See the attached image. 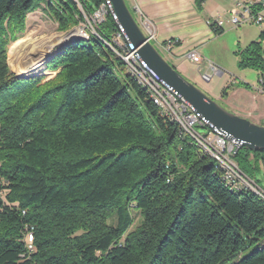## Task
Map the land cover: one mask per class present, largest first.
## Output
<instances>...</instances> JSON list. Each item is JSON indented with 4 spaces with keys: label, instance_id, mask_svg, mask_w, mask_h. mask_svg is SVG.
Wrapping results in <instances>:
<instances>
[{
    "label": "trees",
    "instance_id": "trees-1",
    "mask_svg": "<svg viewBox=\"0 0 264 264\" xmlns=\"http://www.w3.org/2000/svg\"><path fill=\"white\" fill-rule=\"evenodd\" d=\"M104 1L0 0V264L236 259L264 241V197L230 183L210 153L181 137L112 47L111 15L97 37L53 56V77L11 70L8 46L29 13L44 7L67 31ZM237 53L241 69L264 73V30ZM235 160L264 188V149L242 148ZM31 226L32 253L23 239ZM233 264H264V246Z\"/></svg>",
    "mask_w": 264,
    "mask_h": 264
},
{
    "label": "crops",
    "instance_id": "crops-1",
    "mask_svg": "<svg viewBox=\"0 0 264 264\" xmlns=\"http://www.w3.org/2000/svg\"><path fill=\"white\" fill-rule=\"evenodd\" d=\"M126 1L141 25L146 19L150 20L155 35L152 42L179 72L209 94L218 95L210 86L213 76L209 69L212 68L221 78L226 77L224 89L234 84L227 97H222L221 93L225 107L255 123L264 124V73L256 71V79L246 72L239 80L225 76L230 70L229 62L238 58V48L244 49L258 40L264 30V25L252 29L249 27L256 24L233 26L229 20L235 12L258 0ZM262 13L264 15V9ZM218 18L225 21L221 28L211 24ZM170 40L177 43L168 49L166 43ZM191 51H197L201 60L193 61L189 57ZM240 81L250 84L251 88L237 85Z\"/></svg>",
    "mask_w": 264,
    "mask_h": 264
},
{
    "label": "water",
    "instance_id": "water-1",
    "mask_svg": "<svg viewBox=\"0 0 264 264\" xmlns=\"http://www.w3.org/2000/svg\"><path fill=\"white\" fill-rule=\"evenodd\" d=\"M111 1L114 4V10L118 16V23L125 29L130 42L133 43L135 49L138 50L142 58L161 78L176 89L185 100L189 101L196 110L202 113V115H204L216 128L224 131L229 137L239 140L236 154L241 151L242 148H248L252 151L264 149V124L255 123L246 117L228 110L211 98L197 84L187 79L165 58L162 52L152 42L135 17L127 1ZM82 40L86 39L77 38L60 45L52 55L48 56L45 61H43L44 66H47L53 56L61 49L70 43ZM36 75L37 74L29 76V74H24L16 76L18 78H29Z\"/></svg>",
    "mask_w": 264,
    "mask_h": 264
},
{
    "label": "built area",
    "instance_id": "built-area-1",
    "mask_svg": "<svg viewBox=\"0 0 264 264\" xmlns=\"http://www.w3.org/2000/svg\"><path fill=\"white\" fill-rule=\"evenodd\" d=\"M259 6L261 7L260 10L257 9ZM263 9L264 0H258V2L255 4L244 6L242 11L235 12L231 16L229 21L233 26H241L244 24H263ZM108 15H111L117 23V30L113 34L111 40H113V42H116V44L127 45V48L130 49V54L133 55L134 61H136V69L134 70L152 75V78H154V81L156 83L155 93L165 92V97H170V100H172V107H176L177 109V115H184V119H188V123H190V125H194L195 130H197L198 133L204 136L205 142L213 145L212 155L226 156L230 159V161L239 166V164L235 160L236 150L239 146V140L229 137L224 131L216 128L204 115H202V113L198 112L189 101L185 100L176 89H174L169 83L161 78L160 75L149 66V64L142 58L138 50L135 49L133 43L130 42L125 29L118 23V16L114 10V4L111 0H105L100 8L91 15V22H98L100 26L106 20ZM211 24L215 28H221L225 24V21L218 18ZM141 26L146 31L151 40L155 38L153 29H151L150 20L146 19L145 21H143V24ZM87 28L88 27H86V29ZM176 43L177 41L170 40L166 43V47L170 49ZM189 57L193 61L201 60V57L197 51H191L189 53ZM225 175H227V177L235 178V173ZM236 184L244 187V184H242V182L238 181L237 179ZM255 184L257 183L255 182ZM23 239L27 245L28 251L30 253L34 252L35 245L33 226L26 228Z\"/></svg>",
    "mask_w": 264,
    "mask_h": 264
},
{
    "label": "rangeland",
    "instance_id": "rangeland-1",
    "mask_svg": "<svg viewBox=\"0 0 264 264\" xmlns=\"http://www.w3.org/2000/svg\"><path fill=\"white\" fill-rule=\"evenodd\" d=\"M43 8L44 7L36 10L35 12L28 14L25 30L23 32H18V38L15 41L11 42V44L8 46V63L10 65L11 70L16 75L29 74V76H30V75L37 74L36 76H39L41 74H46L47 78L53 77L56 72H53L50 69H47V67L48 66L53 67L54 62L50 61L47 64V66H44L43 61H45V59L48 56L52 55L60 46V45H58L59 39H60L59 36L67 35L69 32H71L70 30L76 26L84 27L85 25H89L88 22L85 20L84 22H81L79 25L73 26L72 28H70L67 31H62L59 29V24L55 20L50 18L45 13ZM261 25H264V23L260 24V25L256 24V25H253L252 27H249V28H252V29L257 28V27H261ZM86 31L88 33V36L83 37L86 40L89 39L90 35L92 37H97V35L93 31V28L90 25ZM23 42L24 43L27 42V43L25 44L24 47L21 48V51L18 54V59L20 60L18 63V67H20L22 70L21 72H19V71H17V68L15 67V65L13 63L11 64L9 54H10V50H11L12 45L15 44L16 47H18ZM49 44H54V47L50 50H47V46ZM242 50H243L242 48H240V49L238 48V51H242ZM42 51H48V52L47 53L45 52L44 54H42ZM239 60H240V58L238 55V58L231 60V62H229V69L230 70L225 73V76H230L236 80H239L240 75L243 72H246L248 74H252L253 76H255V79H256V75H255L256 70L250 69V68L241 69L239 67ZM116 73L121 78H123L124 74H125L118 67L116 68ZM209 73H210V75L213 76V80L210 83V86L212 87L213 90L217 91L219 94L216 95L213 92H211V94H209L208 92L204 91L200 86L199 87L204 92H206L211 98L216 100L221 105H224V107H225L224 100L221 97V93L224 91L223 87L226 85V77L221 78L219 75H217V73L214 72V70L212 68L209 69ZM33 77H35V76H33ZM29 78H32V77H29ZM261 188L264 190L263 187H261ZM133 214L135 216V225L133 226L132 229H134L137 225H139L140 219H141L139 216V213L136 210H133ZM262 246H264V241H261L258 244H254V245L248 247L236 259L227 260L223 264H233L237 260H239L241 257H244V256L251 254L252 252H254L255 250H257L258 248H260Z\"/></svg>",
    "mask_w": 264,
    "mask_h": 264
},
{
    "label": "bare ground",
    "instance_id": "bare-ground-1",
    "mask_svg": "<svg viewBox=\"0 0 264 264\" xmlns=\"http://www.w3.org/2000/svg\"><path fill=\"white\" fill-rule=\"evenodd\" d=\"M85 20L93 28L94 33H96L99 27L98 22H91V15L88 16L86 14H85ZM89 25H85L84 27L78 26L76 27V29L69 32L67 35L59 36L60 39H59L58 45L65 44L67 42L72 41L73 39L87 37L88 33L86 31L87 30L86 27H89ZM26 43L23 42L18 47H16L15 44L12 45L10 54H9L11 64L13 63L15 67L17 68V71L19 72H21L22 70L20 67H18V63L20 61L18 59V54L21 51V48L24 47ZM53 47H54V44H49L47 46V50H50ZM112 47L121 56L123 61L126 63L128 69L136 76L139 83L143 84L147 88L155 104L158 105V107L162 110V112H164L167 116H169L172 120L176 121L180 125L181 137H185V136L190 137L191 139L195 141L197 145H199L205 151H207L208 153L212 155L213 145L205 142L204 136H202V134L198 133V131L195 130L194 125H190V123H188V119H184V115H177V109L176 107H172V100H170V97H165V92L155 93L156 83L154 81V78H152V75L148 73H141V71H138V70H134L136 69V61H134L133 55L130 54V49L127 48V45L126 44H116V42H113ZM45 52L47 53L48 51H42V54H44ZM212 156L222 166L226 174L235 173V178L227 177L226 175V178L230 181V183L237 185L236 184V179H237L238 181H241L245 187L252 188L254 191L258 192L260 195L264 197V190L258 184H255L254 180L248 177L241 170V168L237 166L236 164H234V162L230 161L229 158H227L226 156H216V155H212Z\"/></svg>",
    "mask_w": 264,
    "mask_h": 264
}]
</instances>
